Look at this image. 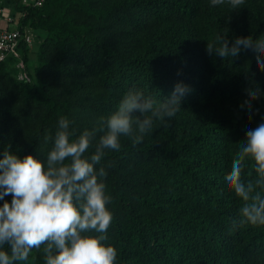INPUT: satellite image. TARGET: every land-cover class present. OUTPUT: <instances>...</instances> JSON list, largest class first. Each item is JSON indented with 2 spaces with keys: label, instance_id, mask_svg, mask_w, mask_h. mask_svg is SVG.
Returning a JSON list of instances; mask_svg holds the SVG:
<instances>
[{
  "label": "trees",
  "instance_id": "1",
  "mask_svg": "<svg viewBox=\"0 0 264 264\" xmlns=\"http://www.w3.org/2000/svg\"><path fill=\"white\" fill-rule=\"evenodd\" d=\"M32 3L0 0L20 32L33 33L30 46L20 42L21 69L13 57L0 62V157L45 159L61 117L79 134L129 90L159 101L182 82L191 89L182 110L155 120L135 147L122 137L121 151L102 161L114 217L105 243L118 250L116 264H264V226L229 230L240 201L224 180L246 131L264 118V97L251 120L240 107L245 89L264 92V71L250 50L224 60L206 53L218 35L264 38V0L237 10L211 0ZM254 178L249 162L243 179ZM43 247L18 264H44Z\"/></svg>",
  "mask_w": 264,
  "mask_h": 264
},
{
  "label": "clouds",
  "instance_id": "2",
  "mask_svg": "<svg viewBox=\"0 0 264 264\" xmlns=\"http://www.w3.org/2000/svg\"><path fill=\"white\" fill-rule=\"evenodd\" d=\"M225 3L237 10L244 0H211L212 6ZM216 39L218 47L206 44L209 56L232 59L241 50H250L257 68L264 71V38L230 41L227 35H218ZM190 90L177 82L159 101L140 90H129L115 111L79 134L71 126L73 121L61 117L53 147L42 160L4 151L0 157V264L27 262L32 250L41 246L44 264H116L118 250L105 243L114 217L107 207L112 197L106 194L108 173L102 161L109 152L121 151L122 137L130 138L135 147L153 133L155 120L166 124L182 110L181 101ZM245 94L240 107L251 120L259 111L253 101L264 97V92L252 86ZM249 162L255 178L245 181L243 172ZM224 180L240 201L229 230L264 226V118L246 131Z\"/></svg>",
  "mask_w": 264,
  "mask_h": 264
},
{
  "label": "built area",
  "instance_id": "3",
  "mask_svg": "<svg viewBox=\"0 0 264 264\" xmlns=\"http://www.w3.org/2000/svg\"><path fill=\"white\" fill-rule=\"evenodd\" d=\"M31 1L36 7H40L43 3V0H23V3L27 5ZM21 41L30 46L33 43V33H21L8 7L0 6V62H4L9 57L19 60L21 57L18 50ZM17 67L19 69L23 67L21 60L18 61Z\"/></svg>",
  "mask_w": 264,
  "mask_h": 264
},
{
  "label": "rangeland",
  "instance_id": "4",
  "mask_svg": "<svg viewBox=\"0 0 264 264\" xmlns=\"http://www.w3.org/2000/svg\"><path fill=\"white\" fill-rule=\"evenodd\" d=\"M42 37L44 38V37H46V34L45 33H42ZM39 41V40H38ZM30 73L32 74L33 73V71H32V67L30 68Z\"/></svg>",
  "mask_w": 264,
  "mask_h": 264
}]
</instances>
